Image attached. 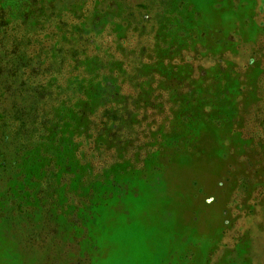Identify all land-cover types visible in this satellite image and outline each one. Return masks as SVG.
<instances>
[{"label":"rangeland","instance_id":"rangeland-1","mask_svg":"<svg viewBox=\"0 0 264 264\" xmlns=\"http://www.w3.org/2000/svg\"><path fill=\"white\" fill-rule=\"evenodd\" d=\"M0 17L46 40L0 78V264H264V0H0ZM79 68L115 135L25 188L39 163L5 120ZM73 97L53 107L72 127Z\"/></svg>","mask_w":264,"mask_h":264},{"label":"trees","instance_id":"trees-1","mask_svg":"<svg viewBox=\"0 0 264 264\" xmlns=\"http://www.w3.org/2000/svg\"><path fill=\"white\" fill-rule=\"evenodd\" d=\"M45 41L42 33L28 29V24L23 26L9 24L0 17V78L8 75L11 81L10 86H12V82L19 78L21 64L31 61L32 56L40 47L42 48L41 43ZM109 55L112 62L117 60L112 52ZM24 59L26 61H23ZM118 67L115 66V76L119 74ZM82 71L83 69L79 68L76 72H66L56 75L51 81L42 82L41 86L47 93L44 102L34 108L24 106L20 110L15 109L5 120L6 131L10 133L8 137L19 140L18 143L21 145H17V149L24 161H29L32 157L39 163L36 169H33L32 162L28 163L29 169L24 174L23 180L25 188L31 179L50 187L52 182L55 183L53 174L56 171H60V175L66 174L70 170V165L81 153L85 157H91L105 151L106 145L101 140L112 138L115 135L111 132L107 122V117L112 116L109 114V109L104 108L105 111L103 110L102 114L97 110L96 97L100 95L92 90L96 81H88L91 77H86ZM2 85L0 98H3L9 91V88H6L3 83ZM24 85L26 83H20L14 91L16 98H21L26 92H28L27 96L31 97V93L23 88ZM90 91L93 94H90ZM73 96L77 97L80 103L73 107L75 118H72L74 125L72 127L66 125L68 121H60L53 107L67 102L68 98L76 102ZM19 106L18 103L13 105L14 108ZM66 119L69 120V118ZM76 135H78V140L74 138ZM76 141L82 144L80 148L83 151L79 148V151L75 152L78 149L76 147L78 145H75L78 144ZM73 146L76 150L71 149ZM53 147H58V153L51 159L48 151ZM20 191L23 193L25 190ZM28 198L33 200L30 195Z\"/></svg>","mask_w":264,"mask_h":264}]
</instances>
